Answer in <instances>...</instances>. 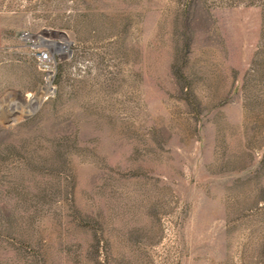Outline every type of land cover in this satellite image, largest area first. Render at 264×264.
Segmentation results:
<instances>
[{
	"label": "rangeland",
	"instance_id": "rangeland-1",
	"mask_svg": "<svg viewBox=\"0 0 264 264\" xmlns=\"http://www.w3.org/2000/svg\"><path fill=\"white\" fill-rule=\"evenodd\" d=\"M0 12V264H264V0Z\"/></svg>",
	"mask_w": 264,
	"mask_h": 264
},
{
	"label": "built area",
	"instance_id": "built-area-1",
	"mask_svg": "<svg viewBox=\"0 0 264 264\" xmlns=\"http://www.w3.org/2000/svg\"><path fill=\"white\" fill-rule=\"evenodd\" d=\"M29 35L30 34L26 32L23 34V37L27 38L29 37ZM36 55H37L39 65L49 70V68H51V65L54 63L52 61L53 56H54V53L52 52V50L50 48L38 47L36 51Z\"/></svg>",
	"mask_w": 264,
	"mask_h": 264
},
{
	"label": "crops",
	"instance_id": "crops-1",
	"mask_svg": "<svg viewBox=\"0 0 264 264\" xmlns=\"http://www.w3.org/2000/svg\"><path fill=\"white\" fill-rule=\"evenodd\" d=\"M4 26H5V17L4 14L0 12V45L3 42V31H4Z\"/></svg>",
	"mask_w": 264,
	"mask_h": 264
},
{
	"label": "bare ground",
	"instance_id": "bare-ground-1",
	"mask_svg": "<svg viewBox=\"0 0 264 264\" xmlns=\"http://www.w3.org/2000/svg\"><path fill=\"white\" fill-rule=\"evenodd\" d=\"M31 104L35 105V106H38L39 105V102H38V97L34 98L33 100L30 101ZM32 111V110H31Z\"/></svg>",
	"mask_w": 264,
	"mask_h": 264
}]
</instances>
